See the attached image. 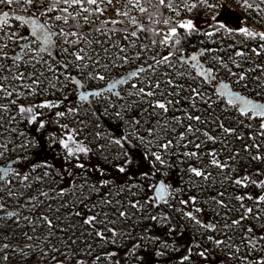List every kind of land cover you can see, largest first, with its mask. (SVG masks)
Wrapping results in <instances>:
<instances>
[{"label": "rangeland", "instance_id": "obj_1", "mask_svg": "<svg viewBox=\"0 0 264 264\" xmlns=\"http://www.w3.org/2000/svg\"><path fill=\"white\" fill-rule=\"evenodd\" d=\"M133 4L131 11L141 10L140 0ZM206 5L204 0H187L189 9L205 12L185 14L181 25L219 24L226 32L214 38L211 51H196L198 60L214 68L217 81L229 82L232 89L264 103V39L237 34L248 33L239 9L225 10L219 3L217 8ZM256 20L264 28V16ZM28 24L36 27L38 36L39 29H45L37 23ZM18 33L0 29V51L14 53L9 58L0 57V104L17 97L36 101L38 117L33 124L10 108H0V264L23 263L20 257L13 260L9 250L40 242L41 234L62 235L50 231L45 217H51L50 222L68 235L94 236L91 226L95 223L111 224L132 232L133 237L137 233L158 237L174 246L176 254L171 258L160 252L156 264H264V139L255 133L264 125V116H252L248 121L238 118L235 106L217 103V94L202 88L201 80L192 75L184 60L165 59L148 73H136L114 85L113 76L131 69V62L140 55L149 59L151 47L143 40L115 39L106 32L82 41L83 52L76 56L67 50L72 43L68 35L56 38L58 52L67 56L69 71L82 87V94L75 99L71 78L61 72L56 76L49 60L38 54L31 56L32 48L25 50L26 56V46L15 56L23 43ZM238 36L246 47L237 44ZM178 83L182 90L171 91ZM191 87L198 91L196 100L191 98ZM177 101L190 104L191 114L204 120L203 128L225 147L224 156L229 161L223 165L228 166L222 168L218 161L210 165L199 153L196 157L179 156L175 168L169 163L170 156L182 154V143L203 136L193 119L178 111ZM106 122L116 128L110 129ZM185 123L193 130H186ZM42 145L90 174L83 172L82 183L74 187L60 186L61 181L49 170L37 165L35 157ZM257 145L262 152L255 164L252 159L257 149L253 147ZM146 155L158 158L149 161ZM249 157L254 163L250 164ZM174 170L177 175L185 173L184 178L198 188L197 198H201L197 206L190 197L168 196L167 202L164 200L168 211L185 218L182 229L166 211L153 210L156 182H169ZM103 185L106 191L101 193ZM253 187L257 192L250 197L246 192ZM234 189L238 192L231 195ZM174 192L177 194L178 188ZM117 193H123L124 198ZM137 201L140 206L134 211L129 204ZM209 217L217 219L211 229ZM205 229L213 230L207 233ZM196 241L204 248L194 252L191 246H198ZM138 250L135 247L126 252L132 258ZM123 256L118 258L123 261ZM143 257L144 264H149L150 259Z\"/></svg>", "mask_w": 264, "mask_h": 264}, {"label": "trees", "instance_id": "obj_2", "mask_svg": "<svg viewBox=\"0 0 264 264\" xmlns=\"http://www.w3.org/2000/svg\"><path fill=\"white\" fill-rule=\"evenodd\" d=\"M234 1L237 9L251 13L256 19H260V17L264 16V0H245L243 3H241V1ZM82 2L86 6V11L83 14V18H79L72 13L71 0H0V29L6 31L7 34L19 31L17 36L23 43L20 44L21 48L19 47L18 50L15 51L16 57L22 53V47L26 46L23 52L25 50L27 51V48H32L34 53L30 54L31 56L38 54L41 58L49 60L53 65L56 76H58L60 72L67 74L76 88L75 99L82 94V87L80 83L77 82L78 80H75V75L69 71L70 65L67 62V56L58 52L56 38L61 35H68L69 38L72 39V43L67 47V50L76 56L83 52L81 47L82 41L95 37L99 33L106 32L115 39L126 36L131 42L134 39L143 40L151 47V57L149 59H143L140 55L131 62V69L125 70L124 72L121 71L119 76H113L114 78H112L111 82H113L114 85H118L120 82L127 80L136 73H148L151 67L155 68L156 66H160L161 62L165 59H169L171 62L184 60L186 64H189L188 67L192 75L201 80L203 84L202 88L209 89L211 92L217 94L219 97L217 103L235 106L238 118L240 117L244 121H248L249 117L252 116H264V103H261L257 98L252 99L247 92H239L232 89L229 82L217 81L216 77L213 75L214 68L198 60L199 52L196 51H211L210 48H212L214 38L221 35L223 36L226 32L225 27L219 24H211L208 26L199 25L196 27L181 25V17L185 14H201L205 12V10L189 9L187 2L183 1L182 5L179 6H175L171 3L172 9L170 13L164 15L162 13L160 1L140 0V11H130L117 18L109 19L105 16L106 7L104 4L100 3V0H82ZM132 7L134 8L133 3ZM30 22L37 23L39 28L41 26L45 28L44 30L41 28L39 29V33L41 32L40 36L37 35L34 25L33 27L29 26L28 23ZM54 24H57V26ZM58 25L61 26L58 27ZM160 29L166 31L168 35L166 37H161L160 34L157 33ZM170 30H173L174 33L169 34L168 32ZM237 34L243 37L252 36L244 31H239ZM255 37L264 39V34L257 33ZM26 51L24 53L28 56ZM12 55H14V53L12 54L10 51H0L1 58L7 56L9 58V56ZM181 86V83H178L171 87V91H181ZM173 95V93L170 94V96L174 97ZM197 97L198 91L191 87V98L196 100ZM196 104H201L202 106L207 105V103L203 101H198ZM36 106V101L25 102L21 97H17L14 101L8 103L0 104L1 109L10 108L19 116L23 117L25 120L31 121L33 124L38 117ZM177 106L179 108L178 111L189 115L193 119L194 124H197L198 127L201 128L203 136H199L197 141H185L182 143L179 147L182 154L170 156L169 163L175 168L176 159L179 156L191 155L192 157H196L197 153L213 166L216 161L220 162V165H223V161L228 162V157L224 156V152L226 151L225 147L217 142L216 139L203 128L202 125L204 120L202 118H198L191 114L192 110L190 104L177 101ZM106 125H108L110 129L116 128L107 122ZM184 128L186 130H193V126L188 123H185ZM246 131L251 130L246 128ZM40 132L41 131H39V133ZM255 133H257L261 139H264V125H260L258 131H255ZM123 138L126 144H130L125 137ZM253 149H257V151H254L256 156L254 155V159L249 157V160H255V164H257V162H259L258 160L261 158L260 152H262V148L257 145L253 147ZM174 150L176 149L174 148L173 151ZM157 158L158 156H153L152 158L147 156L149 161ZM35 159L39 167L49 170L55 178L61 181L60 186L68 185V187H74L82 183L83 172H88V170L85 171L81 167L75 168L76 166L72 161H67L61 158L60 155L53 154L52 148L46 145H42L40 150L36 153ZM252 160L250 164L254 163ZM151 162L153 163V161ZM237 165L241 167L242 164L237 161ZM226 166H228L227 163L224 164L222 168ZM224 171L227 173L228 169ZM177 173L178 172L174 170L170 177L171 180L166 183L169 194L171 193V195L168 196L172 199H175L177 196H182L183 199L190 197L189 199L192 201V204L195 203L196 206L199 205L198 202L201 198L200 200L197 198L198 193L196 190L198 188H195L193 184L185 179L186 175H184L185 173L183 171L181 175H177ZM88 174L90 173L88 172ZM153 174L155 178H158L157 170L154 169ZM176 188H178L179 191L177 194L174 192ZM100 191L104 193L106 191V186H101ZM233 191H235V189L231 191V195L238 192ZM256 192L257 189L255 190L253 187L249 189L246 194L253 197L256 195ZM117 195L123 196L124 194L117 193ZM262 198L264 202V193ZM126 199H128V197H126ZM166 199L168 200V197ZM165 201L156 202L155 206H152L153 210L157 207L166 211L172 221L178 223L180 229L184 228L182 225L183 216L178 214L179 219L175 217L168 211L167 205H164ZM129 205L134 211H138V206H140L139 201L131 202ZM169 205L175 208L174 205ZM31 209H33V207H31ZM35 212H38V210ZM30 213L31 212H29V214ZM31 216L34 217V214ZM216 220L215 217L210 218L209 228L211 225L212 228L214 227L213 223ZM44 221L45 224L50 226L51 232L55 230L62 235L54 237L41 234L39 239L40 242L28 243L18 249H10L9 252L13 253V260L17 257L23 260V263L13 261L12 264H131L132 261L138 262V264H144L145 261L143 256H147V259H150L149 264H156L158 260L157 256L161 254L160 252L166 253L165 255L171 258L176 254V248L174 246L162 241V239L158 237H148L140 233H137V235L133 237L131 235L132 232L126 233L121 228L119 229L111 224L105 226L95 223L92 224L91 227L94 229L93 231H95L96 236L95 233L94 236L90 233L68 235L63 229L60 230L54 222H50L51 217H45ZM184 226H186L185 223ZM36 228L37 227L34 229ZM185 228L189 233L192 232L187 226ZM206 230L208 233L213 229ZM35 231L37 233L41 232L39 228ZM198 242L199 241H196L195 243L198 246H194L193 244L191 246L194 252H197L199 247L204 248ZM135 247H139L140 250L136 251L131 258L130 253H127L126 250ZM164 247L165 249H163ZM121 254H124L123 261H121L122 258H118Z\"/></svg>", "mask_w": 264, "mask_h": 264}, {"label": "built area", "instance_id": "obj_3", "mask_svg": "<svg viewBox=\"0 0 264 264\" xmlns=\"http://www.w3.org/2000/svg\"><path fill=\"white\" fill-rule=\"evenodd\" d=\"M135 1L136 0H100V3L104 4L106 7L105 16L109 19H113L130 12L132 8V3H134ZM157 1H160L162 6V13L164 15H168L170 13V10L172 9L171 3L175 6H179L182 5L183 1L187 2V0H157ZM197 1H202V0H197ZM204 1L207 3L206 7L208 8L209 7L217 8L221 6L225 10H229V11L237 10L234 0H204ZM71 3H72L73 15L79 18H83V14L86 11V6L83 4L82 0H71ZM218 3L220 4V6H218ZM238 13L241 17V24L243 28H245L249 34H251L254 37L256 36L257 33L264 34V28L260 27V24L251 13L243 10H238ZM171 31L173 30H170L168 33L173 34L174 32L171 33ZM157 33L160 34L161 37H166L168 35L166 31L162 29L158 30ZM236 41L238 45L240 44L239 45L240 47L242 45L245 46L240 36L237 37ZM116 190L120 191L121 189L116 188ZM182 219L183 221H185L184 220L185 218L182 217ZM205 231L207 230L205 229ZM163 249H165V247Z\"/></svg>", "mask_w": 264, "mask_h": 264}, {"label": "water", "instance_id": "obj_4", "mask_svg": "<svg viewBox=\"0 0 264 264\" xmlns=\"http://www.w3.org/2000/svg\"><path fill=\"white\" fill-rule=\"evenodd\" d=\"M218 88V86H217ZM169 189L166 186V183L162 180L156 182L153 189V196L156 202H161L168 197Z\"/></svg>", "mask_w": 264, "mask_h": 264}]
</instances>
